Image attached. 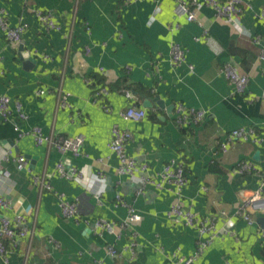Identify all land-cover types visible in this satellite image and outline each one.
I'll list each match as a JSON object with an SVG mask.
<instances>
[{"label": "crops", "instance_id": "1", "mask_svg": "<svg viewBox=\"0 0 264 264\" xmlns=\"http://www.w3.org/2000/svg\"><path fill=\"white\" fill-rule=\"evenodd\" d=\"M176 1L0 0V11L8 12L12 25L22 16L29 23L22 44L35 59L30 58L32 65L26 66L21 44L9 43L0 27V91L10 96L13 109L20 101L28 116L22 120L14 114L13 120L23 130L39 126L45 135H83L84 155L68 153L65 159L84 176L77 181L61 177L56 171L61 159L56 148L38 145L31 134L17 138L13 122L1 116L0 143L15 155H26L33 173H45L56 191L78 203L81 217L125 219L126 208L114 204L118 192L142 215L117 241L104 231L88 233L83 224L63 216L53 192L41 193L29 172L19 171L14 160L4 161L11 181L0 180V191L12 206L7 214L34 217L36 228L33 236L8 241L9 262L0 256V264H95L100 260L104 264H174V252L189 256L198 241L195 227L167 214L178 200L200 216L218 215V235L195 264H264V214H254L255 224L235 215L261 185L264 143L235 141L226 152L219 145L239 127L264 132V62L258 59L260 45L253 41L257 35L264 38V21L256 16L264 0H252L253 8L246 10L241 29L217 17L207 5L196 9V20L188 21L175 12ZM36 8L52 12L60 29L45 30L35 16ZM175 43L186 50V62L179 66L170 60ZM226 63L249 75L245 94L236 92L225 78ZM93 74L101 75L109 90V113L93 100L95 87L87 82ZM61 92L68 94L71 107L59 106ZM178 104L203 108L208 116L199 126L181 127L175 119ZM130 105L146 110L143 120L122 118ZM115 124L133 133L127 153L147 163L148 173L160 172L172 158L185 164L188 184L181 196L152 185L145 193H136L140 185L119 174V160L109 149ZM243 161L255 169L238 173L235 167ZM93 174L102 176V181L94 180ZM98 192L103 204H98ZM132 231L138 232L134 253ZM109 244L116 245L117 256L108 253Z\"/></svg>", "mask_w": 264, "mask_h": 264}, {"label": "built area", "instance_id": "2", "mask_svg": "<svg viewBox=\"0 0 264 264\" xmlns=\"http://www.w3.org/2000/svg\"><path fill=\"white\" fill-rule=\"evenodd\" d=\"M126 3L133 0H125ZM210 6L214 9L217 17L224 18L231 24L241 29V20L248 9H252V0H194L188 3L184 0H177L175 5V12L181 17H185L188 21L197 19L196 9L203 6ZM35 16L39 20L42 27L47 31L59 30L60 25L56 22L52 12L45 11L39 8L34 9ZM8 12L5 9L0 11V27L5 35L6 40L12 44H22L23 37L29 27V23L25 21L22 16L16 25H11ZM256 16L264 21V7L256 12ZM204 38L207 32L204 34ZM197 40H201L197 37ZM256 44L260 45L259 60L264 62V38L257 35L253 38ZM170 60L173 66H179L186 62V50L180 44H173L170 51ZM3 63V56L0 52V67ZM189 68L193 71V65L189 64ZM103 71V68H100ZM3 70L1 73L3 74ZM222 72L225 78L234 86L236 92L245 94L248 84L249 75L240 70V68L232 63H226L222 67ZM88 83L93 84V79H87ZM108 88H95L93 92V100L99 103L103 110L107 113L111 112L112 108L107 102ZM127 95L130 93L127 90ZM264 98V94H263ZM13 101L10 96L0 91V116L5 121L13 122V128L16 132L17 138H23L27 134H31L38 145L47 144L53 146L61 155V159L56 164L57 173L68 180H81L84 173L76 166L69 164L65 156L71 153L74 157L84 155L83 144L85 137L78 135L75 137L55 136L54 134L45 135L42 128L34 126L31 130H23L16 120H13V115L17 114L19 119H27V114L23 111L22 103L16 101L14 109L12 108ZM58 104L60 107L69 108V96L66 93L59 94ZM122 118L125 120L141 121L147 115L143 108L136 105H130L122 113ZM208 116V111L203 108L185 107L183 104H178L176 108V123L181 127L199 126ZM133 139V133L129 129L121 128L118 124L112 127L111 138L108 143L109 149L113 152L118 160V172L122 176H128L133 182L138 183L140 187L136 193L143 194L148 185H152L158 190L169 189L181 196L183 189L188 184V178L185 170V164L176 158L170 159L160 172L156 174L148 173L147 163H141L135 157L128 155L127 145ZM235 141H252L256 143H264V132L259 134L255 127H239L233 129L228 134L224 141L219 142L220 149L226 152ZM14 160L19 171H27L30 173L32 182L39 188L40 192L50 191L55 194L58 199L62 214L67 219H73L76 223L83 224L88 233L98 234L106 232L115 235V240H119L121 233L124 230L133 228L132 226L142 220V215L137 209L130 204L122 195L121 192L116 194L114 201L115 206H123L127 210L125 219L116 222L114 220H107L105 218L88 219L81 217L76 201H69L64 198L63 193H59L54 189L45 173H33L28 166V158L24 154H13L12 149H5L0 143V180L11 183L10 172L3 167L4 161ZM254 165L251 162H239L235 167L238 173L252 172ZM93 179L102 181L103 177L99 174H93ZM98 204H103L102 194L96 193ZM11 202L0 191V256L4 261L9 262L8 252L9 244L16 242L19 238L33 236L36 228V218L29 220L26 214L16 213L10 216L7 212L11 209ZM226 215V212H222ZM264 214V175L262 177L261 185L258 189L245 199L241 206L236 210L235 215L242 217L247 223L255 224L256 217L254 214ZM169 217L182 222L183 224L195 227L198 233L197 248L189 255L184 256L180 250L174 252V264H195L199 256H201L206 249H208L216 236L218 235L217 223L218 215L200 216L197 213L187 209L180 200L175 201L168 209ZM119 230V231H118ZM264 235V226L261 228ZM133 240L130 242L131 250L134 253V247L138 245L136 237L137 231H132ZM51 242L59 243L53 238ZM108 253L111 256L119 254L115 244L108 245ZM95 264H104L103 261H97Z\"/></svg>", "mask_w": 264, "mask_h": 264}, {"label": "water", "instance_id": "3", "mask_svg": "<svg viewBox=\"0 0 264 264\" xmlns=\"http://www.w3.org/2000/svg\"><path fill=\"white\" fill-rule=\"evenodd\" d=\"M21 51H20V53H21V57H22V59H23V61H24V64L26 65V66H31L32 65V60L33 61H35V59L33 58V57H31L30 56V54L28 53V52H26L25 51V49L23 48V44H21ZM32 60H31V59ZM158 100V98L156 99V101ZM159 103H162L161 101H159ZM146 104H148V106L150 105L151 106V102H149V101H146Z\"/></svg>", "mask_w": 264, "mask_h": 264}, {"label": "trees", "instance_id": "4", "mask_svg": "<svg viewBox=\"0 0 264 264\" xmlns=\"http://www.w3.org/2000/svg\"><path fill=\"white\" fill-rule=\"evenodd\" d=\"M23 39H24V37H23ZM91 77L93 79V85H94L95 88L105 87L106 84L104 83V79H103V77L101 75H99V74L94 75L93 74V75H91Z\"/></svg>", "mask_w": 264, "mask_h": 264}]
</instances>
